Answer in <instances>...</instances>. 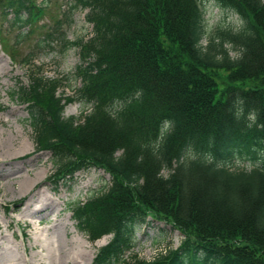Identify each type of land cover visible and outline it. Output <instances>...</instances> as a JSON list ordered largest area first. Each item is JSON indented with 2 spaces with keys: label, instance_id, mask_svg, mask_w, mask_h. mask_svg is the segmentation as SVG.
Wrapping results in <instances>:
<instances>
[{
  "label": "trees",
  "instance_id": "1",
  "mask_svg": "<svg viewBox=\"0 0 264 264\" xmlns=\"http://www.w3.org/2000/svg\"><path fill=\"white\" fill-rule=\"evenodd\" d=\"M50 1L0 0V17L29 35ZM212 1L239 28L207 29L201 0H69L42 41L77 49L76 97L59 93L34 54L20 61L28 81L11 97L28 111L36 150L51 154L49 180L90 168L110 177L69 205L89 241L110 235L91 264H264V0ZM77 10L91 31L69 39L62 25ZM75 100L83 111L64 116ZM154 221L184 238L141 259L134 229Z\"/></svg>",
  "mask_w": 264,
  "mask_h": 264
},
{
  "label": "rangeland",
  "instance_id": "2",
  "mask_svg": "<svg viewBox=\"0 0 264 264\" xmlns=\"http://www.w3.org/2000/svg\"><path fill=\"white\" fill-rule=\"evenodd\" d=\"M68 2L51 0L43 16L32 24L34 30L29 35V25L11 26V15L1 16L0 36L7 40L10 50L6 52L0 41V264H91L97 250L110 238L105 235L89 241L76 229L69 210L70 204L85 202L108 184L109 175L100 168H90L53 184L49 180L54 172L51 154L36 150L28 111L11 97L20 82L28 81V69L20 63L28 54L35 55V64L43 75L61 79L60 94L76 97L80 86L75 77L77 49L64 50L57 41L50 46L42 41L54 19L63 17ZM201 5L207 29L239 28L236 14L212 0H201ZM85 12L75 11L73 23L62 25L69 39L89 36L91 25L85 21ZM20 31H25V39L18 36ZM39 42L41 46H37ZM83 109L82 102L72 101L65 106L64 116H77ZM236 165L250 167L241 159H236ZM183 238L176 228L162 222L139 225L134 229L132 252L152 260L168 248L178 247Z\"/></svg>",
  "mask_w": 264,
  "mask_h": 264
},
{
  "label": "bare ground",
  "instance_id": "3",
  "mask_svg": "<svg viewBox=\"0 0 264 264\" xmlns=\"http://www.w3.org/2000/svg\"><path fill=\"white\" fill-rule=\"evenodd\" d=\"M31 180V179H30ZM30 182V181H29ZM32 182V181H31ZM35 205V204H34ZM27 209H29L31 206H30V204L29 203H27ZM33 206V205H32ZM36 213V212H35ZM58 263V262H57Z\"/></svg>",
  "mask_w": 264,
  "mask_h": 264
}]
</instances>
